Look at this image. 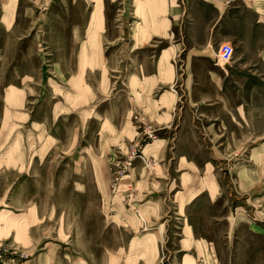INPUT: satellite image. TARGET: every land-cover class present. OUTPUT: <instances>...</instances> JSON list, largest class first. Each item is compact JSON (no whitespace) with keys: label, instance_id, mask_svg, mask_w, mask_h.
<instances>
[{"label":"rangeland","instance_id":"374dc122","mask_svg":"<svg viewBox=\"0 0 264 264\" xmlns=\"http://www.w3.org/2000/svg\"><path fill=\"white\" fill-rule=\"evenodd\" d=\"M11 2L0 0V264H178L182 257L176 251L182 220L174 209V189L168 192L172 180L163 179L155 186L159 193L136 203L128 177L135 168L159 176V160L148 158L144 163L140 158H129L134 150L145 153L148 141L133 142L124 152H116L115 159L104 160L95 150V121L89 123L88 133L82 136L85 123L79 109L92 104H76L70 114L63 113L56 120L51 117L54 105L67 104V81L80 68V49L94 4L91 0H16L8 27L3 17ZM102 2L103 69L87 68L85 80L95 90L103 73L117 81V90H123L128 75L136 74L140 66L149 71L162 48L183 40L185 21L180 30L172 28L173 34L153 38L140 49L131 50L136 34L135 19L130 16L132 1ZM228 44L234 50L231 62L241 59L247 63L252 59L246 50L234 47L231 41ZM218 49L219 44H212L209 52L213 51L212 63L223 72L228 64L217 62ZM178 59L174 58L175 68ZM254 67L248 62L233 77L239 81L252 78L256 73L253 69H257ZM8 85L27 94L24 106L18 111L9 109V113L4 112L3 101ZM243 99L234 97V104ZM258 99L264 104L262 91ZM122 103L114 106L113 113L108 98L97 110L113 118ZM17 113L29 114L30 119ZM256 116L253 124H264V113ZM34 121L44 124V136L55 140L46 157L43 148L39 151L44 131L33 126ZM217 133L234 144L232 155L211 161L220 191L212 202L202 200L187 212L195 237L205 239L212 248L199 264H264V168L248 160L254 148L264 146V128L234 123ZM217 138L213 137L215 141ZM7 150L16 156L15 161L1 160ZM16 164L20 165L18 169ZM253 166L260 177L255 181L243 178L249 185L240 186L236 169ZM121 170L123 173L118 174ZM116 185L120 186L119 192L114 190ZM101 186L105 189L100 190ZM160 199L167 205L164 213L150 222L141 205ZM34 208H38L39 222L32 219ZM22 222H26L25 233L20 229ZM147 234L156 237L158 254L153 259L135 254V246Z\"/></svg>","mask_w":264,"mask_h":264},{"label":"crops","instance_id":"0c3cea01","mask_svg":"<svg viewBox=\"0 0 264 264\" xmlns=\"http://www.w3.org/2000/svg\"><path fill=\"white\" fill-rule=\"evenodd\" d=\"M15 1L8 5L3 17L8 27L13 20ZM91 1L94 8L80 49V68L67 81V104L54 105L51 117L55 116L56 120L63 113L70 114L76 104L80 107L92 104L90 108L79 109L85 123L82 136L88 133L89 123L95 121V150L104 160L115 159L116 152L122 153L127 145L139 142L144 130L154 132L156 139L145 144L143 154L146 159L160 161L159 176L133 169L128 177L134 186V200L137 203L147 195L152 198L159 193L156 185L162 184L163 179L172 180L168 192L174 189V209L182 220L176 250L182 253V257L178 264H199L205 255L211 254L212 248L205 239L195 237L187 212L202 200L212 202L220 187L216 183L211 161L217 158L224 160L233 154L231 145L234 144L226 136L218 135L217 130L226 129L234 123L240 127L264 128V124H253L256 114L264 113V104L258 99L261 91L264 93V0H131L130 16L135 19L136 33L131 50L140 49L144 42L153 38H164L169 32L173 34L172 28L179 27L180 30L184 21L185 26L183 40L162 48L149 71L145 72V68L140 66L136 74L128 75L123 82V90H117V81L103 73L99 75L95 90L85 80L87 68L91 71L103 69L100 46V36L104 31L103 2ZM178 30L175 29V32ZM236 34L238 37H234ZM235 40L237 42L233 43ZM230 41L234 47L246 50L245 54L252 58L248 62L257 68L253 69L256 73L252 74L255 75L252 78L245 77L239 81L233 77L244 64H248L241 59L228 63L223 72L212 63L210 46L219 44L220 47ZM175 57L179 58L177 68L173 65ZM26 96L25 90L8 85L3 92L4 112L9 113V109L15 108L20 110ZM234 97L244 99L234 104ZM108 98H111L112 112H115L114 106L123 101L122 109L113 118L97 110V106ZM17 115L30 119L29 114ZM32 124L44 131L39 151L43 148V156L46 157L55 140L44 136V124L35 121ZM156 133L160 136L157 137ZM215 136L218 137L216 141L213 139ZM218 147L223 148L218 150ZM8 150L1 155V160L15 161L16 156ZM248 160L253 161L257 168H264V146L254 148L248 154ZM19 166L16 164L17 169ZM253 169L254 166L252 169H236L237 177L241 178L240 186L249 185L243 178L255 181V177H260L261 173ZM160 200H148L141 205L150 222L164 213L167 205ZM35 218L39 222L38 208L33 211L32 219ZM25 224H20L24 233L27 229ZM135 250V254L143 259L156 257L155 235L147 234L138 241Z\"/></svg>","mask_w":264,"mask_h":264},{"label":"built area","instance_id":"2783aa9c","mask_svg":"<svg viewBox=\"0 0 264 264\" xmlns=\"http://www.w3.org/2000/svg\"><path fill=\"white\" fill-rule=\"evenodd\" d=\"M234 55V50L233 47L230 44H223L219 47L217 53H216V60L217 62H220L221 64H228L229 62H231L232 58ZM144 136L141 139L142 142H146V141H153L154 139H156V136L154 134V132H152L151 130H144ZM137 150H134V152L132 151L130 153L129 158H140L144 163L147 161V159L145 158L144 154L142 151L140 152H136ZM124 168H126V166L124 165ZM118 174L123 173L122 170L121 172H117ZM116 181L119 180V177L116 176L115 178ZM117 188L114 187V190H117V192H119V185H116Z\"/></svg>","mask_w":264,"mask_h":264}]
</instances>
